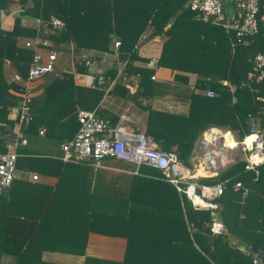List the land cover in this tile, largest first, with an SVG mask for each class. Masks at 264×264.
I'll return each mask as SVG.
<instances>
[{"label":"trees","instance_id":"1","mask_svg":"<svg viewBox=\"0 0 264 264\" xmlns=\"http://www.w3.org/2000/svg\"><path fill=\"white\" fill-rule=\"evenodd\" d=\"M19 1L22 5L28 2ZM222 1L225 9L229 4L233 6V0ZM258 1V30L238 38L233 31L204 20L200 12L190 8L189 0H32L23 12L43 20L56 15L64 26L54 32L42 27L37 32L15 17L13 27L4 29L0 19V120L5 122L0 129L6 131L13 124L7 117L8 106L15 104L17 98L8 91L12 85L5 78L4 62L10 60L15 72L25 75L33 52L30 47L18 44V37L40 34L61 44L72 41L77 52L81 48L114 52L115 47L110 49L111 33L120 38L118 59L128 58L129 72L140 75L133 91L123 83H116L111 93L145 111V132L162 148H174L182 161L194 152L207 126H224L242 139L249 132L250 115L259 114L264 129V99L257 98L264 97V77L259 81L248 77L254 55L264 52V0ZM9 3L0 0V14ZM148 26L152 28L150 36L164 35L155 64L175 70L171 82L152 79L154 66L149 64L150 59L137 54L136 42ZM116 64L117 60L104 68L105 72L114 73ZM75 67L80 71L91 69L83 61ZM190 74L196 75L192 85ZM45 78L43 93L36 104H31L32 119L24 125V132L36 133L43 125L47 135L66 132L67 138L71 137L79 125L78 107H96L101 116L117 119L98 107L102 89L78 85L68 72L59 76L50 73ZM223 80H228L233 90ZM208 89L214 95H207ZM16 92L19 93V86ZM165 98L174 106L168 108ZM182 104H186L185 109L180 107ZM5 146L0 137V151H5ZM140 170L142 174L134 176L127 193L124 191L118 197L111 194L106 197L108 206L91 210L92 228L126 238L123 258L86 256L83 264H252L251 253L232 245L225 233H210L208 209L195 208L172 183L161 178L159 169L143 164ZM223 179H227L226 188L233 187L236 181L264 183V166L259 167L254 178V171L245 170L238 149L228 166L219 169L215 176H200L198 181ZM260 192L264 193V189ZM262 193L256 201V211L264 214ZM255 241L264 248V241L258 238ZM28 251H32L31 244L25 252Z\"/></svg>","mask_w":264,"mask_h":264},{"label":"crops","instance_id":"2","mask_svg":"<svg viewBox=\"0 0 264 264\" xmlns=\"http://www.w3.org/2000/svg\"><path fill=\"white\" fill-rule=\"evenodd\" d=\"M9 1L8 8L2 10L0 14L2 27L11 29L15 17H19L23 25L34 27L37 32H40L42 27L35 20L38 16L23 12L32 0L23 3L24 5L19 0ZM231 6L229 4L227 9ZM151 30L150 26L146 27L143 31L146 37L137 40L135 45L137 54L150 59L149 64L154 66L153 74L155 75L152 79L171 82L175 70L155 64L161 53L164 35L150 36ZM111 36L113 38L110 49H113L114 42L120 38L114 33H111ZM31 37L33 36H20L17 42L27 46L25 42ZM54 42L62 49L57 63L58 68L70 65L71 48L75 53L77 52L74 43L72 41L67 44ZM79 51L90 53L91 69L106 68L116 61L115 53L110 51L99 52L88 48H81ZM3 71L7 82L12 85L8 91L17 95V98L15 104L8 106L7 113V117L14 122L7 127L6 131L0 129V137L4 139L5 147H7L20 130L27 138V143L18 144L16 147L19 155L12 183L8 187L0 188V264H42L43 261L83 264L86 256L122 259L126 249V238L92 228L90 218L92 209H100L102 205L104 208L105 205L110 204L107 196L114 194V197H118L124 194V191L127 193L134 176L138 175L133 172V164L107 159L105 160L107 166L94 170L87 162H63L54 155L59 152L60 141L66 139L67 135L57 142L51 153L43 155L39 153L37 149L47 144L40 138L47 136L45 126H39L38 132L33 134L24 132L25 124L20 126L16 117L20 99L16 89L19 84L12 78L15 69L10 60L7 59L4 62ZM47 74L50 73L44 74L33 82L30 111L32 102L36 104L38 97L43 93ZM189 76L190 85H192L196 75ZM130 91L133 90L130 89ZM171 102L167 98L164 100L168 108L174 106ZM185 106L186 104H182L180 107L185 109ZM98 107L116 116L124 109H128L134 114L136 120L142 119L141 126H137L145 128L146 112L123 96L114 93L106 97L102 95ZM31 119L32 115L29 120ZM0 125H5V122L0 120ZM42 127H44V133L39 132ZM217 127L229 132L231 138H236L230 129L224 126ZM198 143L197 141V145ZM48 144L51 145L50 142ZM33 157L35 159H32ZM140 172L139 174H142L141 170ZM34 174L37 175L36 178L33 177ZM143 175L153 176L144 172ZM242 183L239 188H226L219 198L221 218L226 225L224 233L230 243L236 247L234 239H244L260 245L255 239L264 241V214L256 211V201L262 193L260 191L264 189V183L255 180H246ZM262 196L264 197V193ZM29 244L32 246V251L25 252ZM260 246L263 248L262 245ZM22 253H24L23 256H21ZM249 253L252 258L255 257L253 252Z\"/></svg>","mask_w":264,"mask_h":264},{"label":"built area","instance_id":"3","mask_svg":"<svg viewBox=\"0 0 264 264\" xmlns=\"http://www.w3.org/2000/svg\"><path fill=\"white\" fill-rule=\"evenodd\" d=\"M191 9L202 14L204 20L221 25L225 30L233 31L240 38L254 34L258 30L257 14L259 11L258 0H233V6L225 9L222 0H189ZM264 10V6H263ZM37 24L45 31L54 32L64 26V21L56 15L43 20L35 18ZM146 37L141 33L138 40ZM32 48V56L28 64L27 73L21 75L14 72L12 78L19 84L20 99L17 106V120L19 125L26 124L31 118L30 103L33 94V82L46 73L57 76L63 72L72 74L76 83L91 88L103 90L104 97L111 94L116 83H123L134 90L140 77L139 73L131 74L128 68V58L119 60L117 47L120 40L114 42L117 64L114 73H106L104 68L80 71L76 63L82 62L86 66L92 65V56L86 51L74 52L71 48L70 65L58 68L57 63L62 49L53 39L47 36L35 35L25 42ZM9 61V60H8ZM155 75L152 74L151 78ZM248 77L259 81L264 77V52L258 51L253 57L252 68ZM233 90V85L228 80H223ZM207 95H214L212 89L206 91ZM257 98L264 99L263 96ZM78 128L75 133L59 143V152L54 156L63 162H87L96 170L105 167V160L116 159L133 164V172L141 173L140 166L145 164L159 169L161 178L172 183L180 194H184L195 208L208 209L211 215L207 223L212 235L225 232L226 225L218 217L220 211L219 198L226 188L227 179L213 182H200V176H215L219 169L224 168L234 159L229 157V150L234 147L240 150L244 160L245 170L254 171L257 178L259 167L264 166V129L259 114L250 115L249 132L242 139L226 136L229 132L217 126H208L204 129L198 140L193 155V166H187L177 155L174 148H162L160 144L148 135L143 128L136 124L134 114L128 109L117 114V119L101 116L97 108L78 107L76 109ZM44 127L39 129L44 133ZM211 132V138L206 133ZM27 138L19 130L7 144L5 151H0V188L8 187L16 174V160L19 155L16 147L26 144ZM204 163V165H202ZM37 177L36 174L33 175ZM241 182L236 181L233 187H240ZM252 264H259V259L253 257Z\"/></svg>","mask_w":264,"mask_h":264},{"label":"rangeland","instance_id":"4","mask_svg":"<svg viewBox=\"0 0 264 264\" xmlns=\"http://www.w3.org/2000/svg\"><path fill=\"white\" fill-rule=\"evenodd\" d=\"M136 124L137 125H139V126H141V124H142V119L141 118H139L137 121H136ZM144 129V128H143ZM67 135V133L66 132H60V133H58V135H56V136H54V137H52V136H45V138L43 137V136H41L40 138L41 139H43L47 144L46 145H44V146H42V147H40L39 149H37L38 150V152L39 153H41L42 155L43 154H46V153H51L52 151H53V149H54V146L57 144V142L61 139V138H63L64 136H66ZM49 137H51V138H49ZM51 143V145H49L48 143ZM193 152V151H192ZM192 152H191V154H190V156L192 155ZM228 154H229V157L232 159H234L236 156H237V154H238V148H236V147H234L233 149H231V150H229V152H228ZM190 156L187 158V160L184 162L187 166H189V167H192V161H191V159H190ZM18 164V163H17ZM230 163H228V165H229ZM227 165V166H228ZM17 167H19V164L17 165ZM18 170H20V168H18Z\"/></svg>","mask_w":264,"mask_h":264},{"label":"water","instance_id":"5","mask_svg":"<svg viewBox=\"0 0 264 264\" xmlns=\"http://www.w3.org/2000/svg\"><path fill=\"white\" fill-rule=\"evenodd\" d=\"M221 214L222 212L218 211V217L221 218ZM234 242L241 250H244L247 253L253 252L255 257L259 259L260 264H264V249L260 245L250 241H245L244 239H234Z\"/></svg>","mask_w":264,"mask_h":264},{"label":"bare ground","instance_id":"6","mask_svg":"<svg viewBox=\"0 0 264 264\" xmlns=\"http://www.w3.org/2000/svg\"><path fill=\"white\" fill-rule=\"evenodd\" d=\"M211 135H212L211 132H207V133H206V137H207L208 139L211 138ZM226 136L228 137V139H230V134H227ZM202 165H204V163H202Z\"/></svg>","mask_w":264,"mask_h":264}]
</instances>
